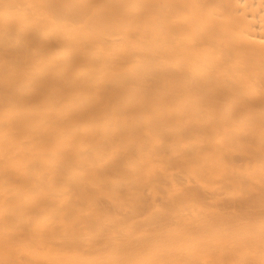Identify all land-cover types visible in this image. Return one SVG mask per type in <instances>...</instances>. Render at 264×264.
<instances>
[{
	"label": "bare ground",
	"instance_id": "1",
	"mask_svg": "<svg viewBox=\"0 0 264 264\" xmlns=\"http://www.w3.org/2000/svg\"><path fill=\"white\" fill-rule=\"evenodd\" d=\"M0 264H264V0H0Z\"/></svg>",
	"mask_w": 264,
	"mask_h": 264
}]
</instances>
